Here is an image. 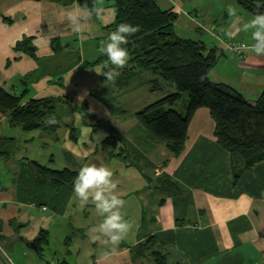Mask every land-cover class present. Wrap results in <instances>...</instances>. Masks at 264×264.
I'll use <instances>...</instances> for the list:
<instances>
[{
    "label": "crops",
    "instance_id": "0c3cea01",
    "mask_svg": "<svg viewBox=\"0 0 264 264\" xmlns=\"http://www.w3.org/2000/svg\"><path fill=\"white\" fill-rule=\"evenodd\" d=\"M99 1L91 10L76 0H0V87L22 95L21 104L43 96L57 99L50 121L57 125L48 131L24 130L11 121L9 113L0 112V264H9V257L14 264H153V251L163 255L166 264H225L232 255V264H264V159L235 181L231 155L217 143L207 107L195 111L182 151L173 154L134 116L135 111L175 91L170 84L151 90L144 83L147 73L139 77L134 93L139 94V105L126 114H118L115 106L110 111L106 95L113 96L111 84L84 63L80 53L90 37L105 36L106 26L114 19L109 0L100 6ZM218 1L225 0H156L159 7L177 14L178 36L215 49L211 80L257 99L264 89V55L252 50L251 30L242 32L254 15L234 0L236 14L228 21L225 7L215 9ZM70 11L84 13L79 33L69 23ZM213 11L218 19L209 17ZM99 23H103L102 31ZM216 24L242 42V56L221 50V41L212 31ZM24 37H31L39 58L53 56L55 40L58 50L62 46L66 53L78 51L81 60L64 73L24 84L23 77L38 67L33 57L15 50ZM64 60L55 56L48 62L50 70L56 71ZM85 65L93 69L86 83L96 80L89 90L93 102L75 105L64 94L65 80ZM100 67L97 70L103 71ZM125 95L130 96L127 91L116 94ZM186 103L185 98L182 109L174 108L183 113ZM83 108L94 118L83 117ZM57 127L63 128L61 136ZM89 129L92 133L85 135ZM49 145L65 161L64 168L79 171L93 163L112 170L115 191L125 200L122 214L133 225L120 244L105 243L96 231L103 217L93 203L82 204L73 186L39 177L31 167L35 161L60 170L54 166L55 156L47 151ZM151 236L146 255L134 260L132 249Z\"/></svg>",
    "mask_w": 264,
    "mask_h": 264
},
{
    "label": "trees",
    "instance_id": "16d2710c",
    "mask_svg": "<svg viewBox=\"0 0 264 264\" xmlns=\"http://www.w3.org/2000/svg\"><path fill=\"white\" fill-rule=\"evenodd\" d=\"M79 5L93 10L98 0H76ZM114 11V19L106 26V37L121 23H131L137 31L129 37L126 47L130 53L125 70L115 80L128 82L142 73L149 74L144 78L151 90H160L164 85L174 86V92L147 104L134 112L135 119L156 139L164 141L175 155H178L185 143L187 128L195 111L207 107L215 123L214 135L217 143L231 155L234 180L264 159V89L257 99L245 98L239 91L224 83H217L209 78V70L215 65V49H207L201 41L186 39L175 32L177 14L171 9L158 6L156 0H109ZM237 4L255 15L264 12V4L257 7L260 0H236ZM104 39V40H105ZM103 41V40H101ZM53 56L39 58L35 53L31 37H24L15 45V50L23 51L33 57L38 67L23 77L24 84L31 83L47 74L64 73L81 60L75 50L58 64L56 71L48 69V62L59 56L54 45ZM102 43V42H100ZM107 57L100 55L94 62L103 71ZM103 78H105L103 76ZM107 79V78H105ZM187 94V103L183 113L174 108ZM22 95L7 92L0 87V112L9 113L11 121L21 125L24 130L53 128V122L47 125L46 119H54L57 99L53 97L32 98L21 104ZM88 112V111H87ZM93 117L92 115L90 116ZM89 117V118H90ZM71 128V134L72 130ZM72 136V135H71ZM31 167L39 177H49L57 185L73 186L78 171L63 168L52 169L35 161ZM153 237L138 243L132 249L133 259L146 255L151 247ZM153 264H166L165 257L158 252H151Z\"/></svg>",
    "mask_w": 264,
    "mask_h": 264
},
{
    "label": "clouds",
    "instance_id": "9594fccd",
    "mask_svg": "<svg viewBox=\"0 0 264 264\" xmlns=\"http://www.w3.org/2000/svg\"><path fill=\"white\" fill-rule=\"evenodd\" d=\"M262 4L264 0H260L257 7H261ZM229 13L235 15L236 9L230 8ZM83 16L84 13L80 11L67 13L74 32L79 33L82 30ZM137 30L133 24L121 22L106 37L101 43L100 53L107 57L103 66L107 71L95 70L98 74H102L108 80H115L120 75L119 69L124 68L130 59L126 47L129 37ZM243 30H251V38L254 41L251 45L252 50L257 55H264V12L258 11L248 23L243 25ZM91 133L92 129H89L86 130L85 135L89 136ZM112 177V170L104 164H86L79 169L73 181V192L82 204L93 203L96 212L103 217L96 231L105 238V243L118 245L128 237L133 225L122 214L125 200L115 191L117 185ZM8 259L9 264H14L11 257Z\"/></svg>",
    "mask_w": 264,
    "mask_h": 264
},
{
    "label": "rangeland",
    "instance_id": "374dc122",
    "mask_svg": "<svg viewBox=\"0 0 264 264\" xmlns=\"http://www.w3.org/2000/svg\"><path fill=\"white\" fill-rule=\"evenodd\" d=\"M102 1H105V0H100L99 3H98L99 6H100V3H102ZM226 2H227V4H226ZM217 6H219V7H215V9L221 8V10H222V8L225 7L226 11H228V21H231L232 18L235 16V15L233 16V15H231L229 13V9L230 8H234V0H225L224 2L223 1L222 2L218 1L217 2ZM209 17H211L212 19H214L213 17H216L215 19H218L219 16H218V14L215 11H213L211 14H209ZM102 24L103 23H99L98 24V28L101 31L103 30ZM217 26H220L224 30H226L224 25L216 24L215 27L212 28L213 33H214V31H216V27ZM242 32L244 33L243 29H242ZM202 33H204V32H202ZM90 38L94 39L92 37H90ZM90 38L87 41H85L83 46L81 45V48H80L81 51L79 50L82 56L84 54V57L82 59V60H84L83 61L84 63L87 62V61H90V62L94 61L97 58V56H98L96 54L97 53V49L98 50L100 49V46H101L100 42L104 41L105 36H101V38L98 37L95 40H91ZM101 40H103V41H101ZM206 40L208 41L209 39H206ZM216 41L219 44V40L217 39ZM237 41H239V40H237ZM100 55H101V53H100ZM59 56H61V58H64V59L67 58L66 61H68V58H70V55H68L66 53V51H65V47H62V46H59ZM55 61H60V59H57V60L55 59ZM100 66L101 65H98V64L91 65V67L95 68L94 70H97V69L101 68ZM91 67L90 66H86V65L85 66H81L76 71L71 73L69 75V77L67 78V80H65V82L67 84H65L66 85L65 88L63 87L64 88L63 89L64 90V94H66V96H68L69 99H72V101H73V103L75 105H80L82 103V101H83L85 106H89V104H91L93 102V98L89 97V90L92 89L91 87H93V85H94L93 83L96 80H90V82L92 84L86 83L88 81L87 80L88 76L90 78H92V76H93V69H91ZM48 69H50V68H48ZM119 72H120V75H121L123 72H126V71L119 69ZM94 75L96 76V74H94ZM93 78H95V77H93ZM107 81L112 86V94H113V96H109L108 94L106 95L107 96L106 98L111 102V103L109 102V108H111L110 111L115 106V110H116V112L118 111V114L119 113H121V114L125 113L126 114L131 109H135L137 107L136 104L139 105V94L134 95V93L137 92L136 88L139 85V76L138 75H136V77L134 79H132V80H130L128 82H118L117 80H108V79H107ZM125 91H127L130 96H128V95H125L124 97L116 96V94L123 93ZM182 94H183V97L176 103V106L178 107V109H182V107L184 105L183 103L185 101V98L187 99V94L186 93H182ZM39 98H42V97H39ZM81 113H82L83 117H87L88 120H90L91 114L89 112H87L85 108L82 109ZM50 121H53V119L52 120L46 119L47 125L50 124ZM56 125H57V123L54 122V126H56ZM99 125L100 126H104V122H100ZM57 128H58L57 129L58 130L57 131L58 135L61 136V134L63 132V128L62 127H57ZM47 151L49 153H52L55 156V158L57 159V163H55L54 166H57V167H60V169H63L65 167L64 166L65 165V161L63 160V162H61L60 154H59V152H57V149L51 148V145H49ZM43 154L44 153L41 152V155H43ZM54 166H52V167H54ZM233 259H234V255H232L229 258H227L224 263L225 264H232Z\"/></svg>",
    "mask_w": 264,
    "mask_h": 264
},
{
    "label": "built area",
    "instance_id": "2783aa9c",
    "mask_svg": "<svg viewBox=\"0 0 264 264\" xmlns=\"http://www.w3.org/2000/svg\"><path fill=\"white\" fill-rule=\"evenodd\" d=\"M214 34L219 37L221 41L222 51L237 56L243 55V44L240 41L235 40L231 35L227 34L220 26L216 27Z\"/></svg>",
    "mask_w": 264,
    "mask_h": 264
},
{
    "label": "water",
    "instance_id": "95a60500",
    "mask_svg": "<svg viewBox=\"0 0 264 264\" xmlns=\"http://www.w3.org/2000/svg\"><path fill=\"white\" fill-rule=\"evenodd\" d=\"M33 248H36V245H34Z\"/></svg>",
    "mask_w": 264,
    "mask_h": 264
}]
</instances>
